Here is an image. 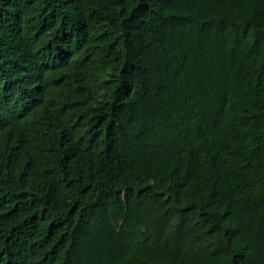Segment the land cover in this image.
Wrapping results in <instances>:
<instances>
[{
  "label": "trees",
  "instance_id": "obj_1",
  "mask_svg": "<svg viewBox=\"0 0 264 264\" xmlns=\"http://www.w3.org/2000/svg\"><path fill=\"white\" fill-rule=\"evenodd\" d=\"M0 264H264V0H0Z\"/></svg>",
  "mask_w": 264,
  "mask_h": 264
},
{
  "label": "bare ground",
  "instance_id": "obj_2",
  "mask_svg": "<svg viewBox=\"0 0 264 264\" xmlns=\"http://www.w3.org/2000/svg\"><path fill=\"white\" fill-rule=\"evenodd\" d=\"M22 154V153H21ZM14 174V173H13ZM13 174H11V175H13ZM16 177V176H15Z\"/></svg>",
  "mask_w": 264,
  "mask_h": 264
}]
</instances>
